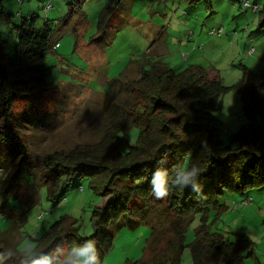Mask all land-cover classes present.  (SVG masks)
<instances>
[{
  "label": "trees",
  "instance_id": "16d2710c",
  "mask_svg": "<svg viewBox=\"0 0 264 264\" xmlns=\"http://www.w3.org/2000/svg\"><path fill=\"white\" fill-rule=\"evenodd\" d=\"M84 1L71 0V9L80 11ZM186 1L190 7L200 2L212 4L211 0ZM3 3L0 0V24L11 25L17 32L14 52L9 54L0 30V172L12 171L6 192L36 173L37 182L46 186L47 197L55 206L66 196L68 183L89 178L94 193L104 202L93 210L92 235L82 236L74 222L61 218L40 236L38 249L14 257L0 247V264L11 259L12 264H53L90 238L98 240L103 262L115 238L108 227L116 221L132 229L140 224L152 228L144 256L126 264H182L187 246L193 264H249L250 258L264 264L256 258L255 243L245 233L235 232L230 238L212 231L208 224L212 212L218 216L228 208L222 200L226 193L238 196L239 203L252 197L254 189L264 187V70L242 65V76L226 85L219 74L201 65L177 69L161 58L147 59L139 76L128 81L134 99L124 107V122L112 125L96 143L39 155L25 142L15 106L22 100L37 109L41 98L54 90L46 57L59 43L53 38L49 19L42 28L33 14L15 23L14 14L6 11ZM251 3L258 6L252 12L259 14L253 33L264 36V2ZM121 4L122 0H115V6L106 5L100 12V39ZM240 8L251 10L243 4ZM231 89L239 92L246 119L232 128L233 132L216 115L222 109L223 95ZM224 133L230 134L228 142L223 140ZM189 173L193 175L181 188L182 177ZM156 183L171 189L166 198H155L152 189ZM6 196L3 209L9 193ZM196 215L201 216V223L195 228L194 240L187 243L186 231ZM163 217L173 218L174 224L157 234L153 219Z\"/></svg>",
  "mask_w": 264,
  "mask_h": 264
},
{
  "label": "rangeland",
  "instance_id": "374dc122",
  "mask_svg": "<svg viewBox=\"0 0 264 264\" xmlns=\"http://www.w3.org/2000/svg\"><path fill=\"white\" fill-rule=\"evenodd\" d=\"M241 1L211 0V6L200 2L191 8L186 0H122L100 39V12L106 5L115 6V0H85L76 13L72 12L71 0H52L54 7L48 12L47 0H4L5 10L14 14L15 23L33 14L38 28H42L49 19L53 38L59 43L46 57V64L52 67L49 80L54 90L41 98L37 109L22 100L15 106L26 144L33 153L42 155L100 141L112 125L125 121L124 107L129 105V99H134L127 84L137 78L138 72L132 70L133 66L147 59L165 60L146 53L155 45H165L173 53L170 66L184 69L200 64L208 72L219 74L226 85L234 84L242 76V65L254 71L264 70V36L253 33L258 28L259 14L250 9L242 11ZM263 2L259 0L260 4ZM221 26L222 36L209 33ZM0 30L7 40V52L13 54L16 30L4 23ZM94 37L99 39L94 41ZM251 46L256 49L248 54ZM184 54L189 59H182ZM222 99V109L216 115L223 126L246 123L239 92L231 89ZM229 136L224 133L223 140L228 142ZM11 172H0V247L5 251L17 257L38 249L40 236L61 218L74 222L84 237L94 233L93 210L104 199L94 193L89 178H75L68 183L65 198L53 206L46 186L37 182L36 173H30L25 182L13 185L3 209ZM252 197L250 204L233 208L239 198L226 193L222 200L228 208L218 216L212 212L208 224L212 231L230 238L235 237V232L245 233L255 243L256 258L264 263V187L254 189ZM153 221L157 234L159 229L168 230L174 224L171 217ZM200 223L201 216L196 215L186 231L187 243L194 240L195 228ZM108 230L115 236L114 244L101 264H126L144 256L152 234L149 225L140 224L132 229L116 221ZM66 258L62 254L53 264H63ZM13 262L11 259L5 264ZM248 263L258 264L255 258L248 259ZM182 264H193L188 246Z\"/></svg>",
  "mask_w": 264,
  "mask_h": 264
},
{
  "label": "clouds",
  "instance_id": "9594fccd",
  "mask_svg": "<svg viewBox=\"0 0 264 264\" xmlns=\"http://www.w3.org/2000/svg\"><path fill=\"white\" fill-rule=\"evenodd\" d=\"M157 177L160 173L157 171ZM192 173L182 177L181 188L186 186ZM171 189L163 183H156L152 189V193L156 199L166 198L170 194ZM86 242L83 245H78L68 255L63 264H101V253L98 248V240L95 238L84 239Z\"/></svg>",
  "mask_w": 264,
  "mask_h": 264
},
{
  "label": "built area",
  "instance_id": "2783aa9c",
  "mask_svg": "<svg viewBox=\"0 0 264 264\" xmlns=\"http://www.w3.org/2000/svg\"><path fill=\"white\" fill-rule=\"evenodd\" d=\"M20 2H23V0H19ZM242 4H243V7L244 8H251V10H253V11H257L258 10V6L257 5H254V4H252L249 0H243V2H242ZM54 6L52 5V0H47V4H46V11L48 12V11H50L52 8H53ZM212 36H222L223 34H224V27L223 26H221V27H219V28H217V29H214V28H212L211 30H210V32H209ZM191 35H192V32H191ZM255 47L254 46H251L250 48H249V50H248V54H253L254 53V51H255ZM184 58L185 59H187L188 58V56L186 55V54H184ZM83 187L82 186H80V189H82ZM65 198V197H64ZM63 198V199H64ZM253 201V197H251V196H247V197H245L244 199H242L239 203H236L235 205H234V208H236L237 206H239V205H248V204H250L251 202ZM60 204V203H59Z\"/></svg>",
  "mask_w": 264,
  "mask_h": 264
},
{
  "label": "crops",
  "instance_id": "0c3cea01",
  "mask_svg": "<svg viewBox=\"0 0 264 264\" xmlns=\"http://www.w3.org/2000/svg\"><path fill=\"white\" fill-rule=\"evenodd\" d=\"M72 12H74V13H76L77 11H75V10H72ZM191 36V35H190ZM192 39V38H191ZM184 40L183 39H181V42H183ZM186 42H188L187 44H189L190 43V39L189 40H187ZM58 47V46H57ZM197 49V48H196ZM196 49H194L195 51H196ZM149 51H150V53L152 52L154 55H159L160 57H162V58H164L165 60V62L166 63H168V64H170V63H172L173 62V60L171 59V56L173 57V53H171L170 52V50H169V48L167 47V46H165V45H155V46H153V47H151V48H148L147 49V51H146V53H149ZM194 51V52H195ZM183 55V52H182V54H181V56ZM168 59V60H167ZM182 59H185V58H183L182 57ZM189 59V58H188ZM186 60V59H185ZM143 63V62H142ZM142 63H140V62H138L137 64H135L134 66H133V68H132V70H134L135 72L136 71H138V72H136V77H138L139 76V72H140V70H141V64ZM197 65H200V64H197ZM236 126H238V124L236 125V124H232V126L230 127L229 126V128H235Z\"/></svg>",
  "mask_w": 264,
  "mask_h": 264
}]
</instances>
